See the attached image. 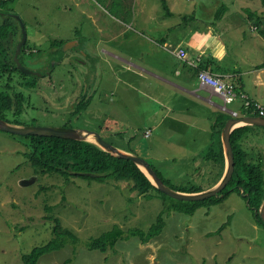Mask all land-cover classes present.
Segmentation results:
<instances>
[{
  "label": "rangeland",
  "instance_id": "obj_1",
  "mask_svg": "<svg viewBox=\"0 0 264 264\" xmlns=\"http://www.w3.org/2000/svg\"><path fill=\"white\" fill-rule=\"evenodd\" d=\"M136 1L142 5L139 16L148 19L132 25L139 34L128 33L133 39L131 51L129 37L115 39L113 31L117 24L110 13L105 14L107 12L102 10L110 5L107 1L15 0L5 2V7L0 6V10L10 12L13 23L19 28L20 18L27 34L24 46L34 48L30 49V54L19 58L22 66L34 72L40 71L37 65L44 64L46 70L52 69L51 76L48 75L50 78H41L36 89L24 91L28 96V103L27 100L24 103L29 107L16 118L8 113L7 119H16L19 126L68 125L94 131L124 151L132 149V153L149 162L175 189H206L213 180L206 172L203 173L204 161H193L195 154L191 152V145L177 144L186 135V130H174L165 123L168 127L159 129L157 136L153 133L152 137L144 138L146 119L143 117L153 111L150 101L148 105L144 102L146 99L143 101L141 98L143 103H139L136 93L125 94L124 97L130 96V114L136 116L128 115L127 101H124L117 110L124 118L114 122L98 111L99 105L104 112L110 111L108 90L111 81L107 75L112 73L111 64L117 59L108 53H129L133 57L141 51H148L151 53L146 54L145 62H151L149 60L156 59L155 50L151 49L148 41L143 43L145 38L141 35L155 41L173 32L184 40L170 39L169 51L183 45L190 56L197 55L206 36L218 27L220 30L228 28L230 23L223 21L235 14L253 12L260 15L264 28V6L260 0H165L173 12L165 18L163 0ZM222 5L225 11L220 12L218 26L212 27L209 22L215 20V13ZM88 11L93 16L96 14V19L90 18ZM195 16L200 18L198 22L193 20ZM190 17L194 21L191 25L182 19ZM101 26L102 30H99ZM189 26L196 33L188 34ZM230 35L220 34L221 42L234 41ZM58 41L80 44L79 49L75 47L64 55V58L69 57V62L58 61L63 54L61 48L53 45ZM90 45L96 47L95 50L90 49ZM166 60L167 64L173 65L172 57ZM156 62L154 65L158 66ZM154 65L148 66L152 69ZM99 68L105 77L96 83L95 71ZM115 79L116 76H112L113 83ZM134 81L144 82L141 77ZM3 84L4 81L0 80V87ZM153 84L157 85L158 80H153ZM80 95L86 97L88 107L72 116L73 105L85 100H80ZM158 97L156 99L160 102L165 100L160 95ZM71 105L72 109H69ZM142 107L143 110L136 109ZM156 107L160 106L157 104ZM129 121H134V131L128 127ZM171 121L174 122L173 119ZM255 129L259 134L249 132L242 146L250 157H257L262 152L264 158V128L256 126ZM160 131L167 133L166 138L173 133L167 145L162 144L165 137L159 134ZM213 148L216 150L217 144ZM28 151L27 138L0 131V264H24L22 255L46 244L53 237L54 218H58L61 227L70 230L78 240L76 244L68 243L60 250L45 253L38 264H264V225L258 212L264 199L257 209L250 206L251 210L248 201L233 192L220 203L200 207L189 214L186 211L192 207L191 202L163 197L157 191L149 197L140 196L129 191L131 184L127 182L36 173L25 157ZM196 162L202 164L200 169ZM208 180L211 183L207 184ZM21 181H29L30 184L23 186ZM254 213L260 222L257 223ZM159 214L164 218L163 229L147 243L138 236H130L119 239L105 252L91 250L87 246L91 239L98 238L115 225L124 231L123 236H128L129 230H147Z\"/></svg>",
  "mask_w": 264,
  "mask_h": 264
},
{
  "label": "crops",
  "instance_id": "obj_2",
  "mask_svg": "<svg viewBox=\"0 0 264 264\" xmlns=\"http://www.w3.org/2000/svg\"><path fill=\"white\" fill-rule=\"evenodd\" d=\"M111 1L107 0L110 4ZM124 4L126 12L121 13L120 17L114 16L108 11L110 5L102 8V10L107 12H104L105 14H111L112 19L117 24V29L113 31V33L115 32V39L128 38V33L139 34L136 33V29L132 25L144 23L148 19L146 16H139L141 13L139 9L142 5H139L136 0L131 3L124 2ZM166 5L170 13L168 15L165 14V18H168L167 16L173 15V12L170 9V3L166 1ZM126 6L128 7L126 8ZM126 14L129 15L128 17L131 18V21L128 18H123ZM243 14H245L244 17H239L240 15L243 16ZM252 14L253 12L239 13L232 16L231 19L226 18L223 22L230 23L228 28L220 30L218 27L215 29L216 31H211L210 35L206 36V40L204 39V43L198 48L199 53L197 55L190 56L189 50L185 46H179L178 48L185 49L187 56H189L188 59L186 58V61H181L175 56L176 50L169 51L168 49L170 47V39L184 40V37H177L173 35V32H170L167 36H160L155 41L148 36L141 35L145 38L143 43L148 41L151 49L155 50L154 57L156 59L149 60L151 62H145L146 54L151 53L148 51H141L133 57L129 56V53L125 55L108 53L117 59V62H112L111 64L112 73L107 75L111 81L108 90L111 95V100L108 102L110 104V111L104 112L101 105L97 106L98 111L112 122L116 119L117 121L123 120L124 115L117 112V110L120 109L122 102L127 101L128 115L135 117L136 114H130V96L124 97L125 94L136 93L135 95L138 96L137 102L139 103L142 100L144 101L143 98H145L146 101L144 102L149 105L150 101L153 111L151 115L149 113L146 118L143 117V120L146 119L143 125L145 127L143 131L144 138L148 139L152 137L153 133H156L157 136L159 129L168 127L165 123H168L171 129L176 130V128H179L181 132L186 130V135L177 144L191 145V152L195 154L193 161L195 159L202 163L204 161L203 173L206 172L207 175L214 179L225 168V152L221 142V131L224 125L221 128L220 121L224 120L226 122L232 116L228 111L223 110L224 102L222 98L212 88L197 80L196 71L202 62L208 61L209 67L202 70H207L211 74L221 76L225 81L235 85V88L242 92L249 100L258 102L264 108V28L262 27L263 22L260 19L261 16H256L255 13V15ZM88 16L94 19L97 17L96 14L93 16L90 11H88ZM182 19L187 21L189 25L194 21L198 22L200 20L196 16L193 19L194 21H191L192 17ZM217 22L219 21H210L209 24L215 27L218 26ZM140 25L144 28L143 24ZM99 30H102V26ZM193 31L196 33L195 29L189 26L188 34H191ZM220 34H231L230 37H233L234 41L231 39L228 43L221 42ZM129 39H131L129 43L131 51L133 39L130 37ZM89 47L93 50L96 48L91 45ZM169 56L172 57V66L167 64L169 62L166 58ZM155 61H158L156 62L158 66L154 65ZM192 64H198L197 68H194ZM148 65H154L155 67L151 69ZM100 70L101 68L95 71L96 83L98 79L99 81H103L105 77ZM135 74L136 76H134ZM112 76H116L115 83L112 82ZM139 77L144 81L141 84L134 81ZM155 79L158 80L157 85L153 84V80ZM97 90L96 94H98ZM159 95L160 98H165V100H161V102L157 100L156 97L159 99ZM157 104L160 106L159 108L156 107ZM136 109L140 111L143 110V107ZM227 110H235L238 116H253L245 114L239 100L228 105ZM255 115H257L256 112ZM133 122H128V127L131 131L135 129ZM255 127L250 126L247 135L253 131L259 134L258 129H255ZM147 132L148 136L146 135ZM159 134L165 137V139H162V144L165 145H167L173 135L171 133L166 138L167 133L160 131ZM212 142H215V144L212 145ZM216 144L217 148L215 151L217 153L222 152L223 168L215 160H207L205 158L208 148L210 146L213 148ZM135 145L136 147L138 146L137 144ZM126 151H132V149H126ZM259 153L261 154L260 159L264 163L263 153ZM250 158L255 157L251 156ZM201 165L198 164L196 167L200 169ZM211 168L214 170V175L210 172ZM206 179L208 178L206 177Z\"/></svg>",
  "mask_w": 264,
  "mask_h": 264
},
{
  "label": "trees",
  "instance_id": "obj_3",
  "mask_svg": "<svg viewBox=\"0 0 264 264\" xmlns=\"http://www.w3.org/2000/svg\"><path fill=\"white\" fill-rule=\"evenodd\" d=\"M14 1L15 0H0V6L3 5V7H5V2ZM105 1L107 0H101L102 3ZM124 1L125 0H112L108 11L112 15L120 17L121 13L126 12V10H124ZM260 1L264 6V0ZM162 5L165 9V14L168 15L170 12L165 0L162 1ZM221 11H225L224 5L217 9L214 22L220 19ZM9 13V11L5 12V10H0V80L4 81V84L0 87V118L7 122L20 125L16 119L14 121L7 119V114L11 113V115L16 118L22 114L27 106L29 107V105L25 106L24 103L26 100L28 103V96L24 91L36 89L39 86V80L41 78L25 75L16 68L13 58L14 48L17 42L15 38L20 35V28L13 23L12 15ZM252 15L255 14L253 13ZM128 16L129 15L126 14L123 18H128L130 20ZM63 43L64 41H58L56 44L53 43V45L60 48ZM24 51L25 48L23 49V52ZM208 65V61L202 62L198 70L207 69L209 67ZM234 87L236 86L234 85ZM83 99L86 101L81 100L74 105L73 111L71 112L72 116L79 114L81 110L88 107L87 99ZM250 103V107L243 108V110L247 115H255L252 106L254 102L251 101ZM224 122V120L220 121L221 128L225 124ZM64 126L67 127L68 125ZM247 132L248 126L246 125L235 128L231 133L230 142L234 154V172L229 184L221 192L222 196L211 197L204 201L191 202L193 205L186 211L187 213L192 214L200 207H209L218 204L233 192H237L239 195L241 194L243 198L248 201L249 208L250 206L256 209L259 207L264 199V164L260 159V153L257 157L250 158L249 153L243 148L242 142L244 138L247 137ZM24 138H27V146L29 147V151L25 154V157L29 164L35 169L36 173H56L67 177L93 178L98 181H105L112 178L116 181L130 183L129 191L135 192L140 196L149 197L153 191H157L163 197L166 196L155 188L147 175L133 162L117 158L100 149L95 144L58 137L28 135ZM129 152L132 153V151ZM205 158L207 160H215L216 163H219L220 167L223 168L221 151L217 153L215 149L210 146L205 154ZM222 172H219L214 179L212 178L213 183L209 180L207 184H211L207 187L216 184ZM156 173L164 183L175 189L164 180L157 171ZM211 173L214 175V170H212ZM202 189L201 187H191L189 190H175L193 193L201 191ZM54 219L56 224L52 228L53 237L46 244L34 247L29 253L22 255L21 259L24 264H38L39 259L45 253L60 250L68 243L76 244L78 240L77 237L70 230L62 228L58 218ZM163 226L164 218L162 214L157 216L155 222L152 223L147 230H129L128 236H123L124 231L119 226L115 225L110 231L103 233L98 238L91 239L87 246L91 250L105 252L108 247H113L119 239H128L130 236H138L143 243H147L161 233Z\"/></svg>",
  "mask_w": 264,
  "mask_h": 264
},
{
  "label": "water",
  "instance_id": "obj_4",
  "mask_svg": "<svg viewBox=\"0 0 264 264\" xmlns=\"http://www.w3.org/2000/svg\"><path fill=\"white\" fill-rule=\"evenodd\" d=\"M17 17V16H16ZM19 19L20 27H21V40L17 43L14 52V59L17 63L16 68L25 75L30 76H41L44 74L45 70L40 71H31L22 66L19 62L18 57L21 54V49L26 43L27 34L25 30V26L23 22ZM75 46V42L72 44L66 43L63 45V50L66 48H71ZM238 125H251V126H261L264 127V117L262 116H238L237 118H232L227 120L224 124V127L221 131V142L225 152V168L223 174L219 181L214 184V186L198 191L193 193H186L177 191L166 183L157 175L154 168L143 158L139 157L136 154L125 152L116 146L106 142L103 140L98 133L81 128H73V127H41V126H19L10 122H7L4 119L0 118V131L17 135V136H44V137H58L62 139H69L81 142H89L94 143L102 150L110 153L111 155L121 158L130 160L133 162L137 167H139L150 179L151 183L158 189L161 193L166 195L167 197L185 201V202H198L204 201L211 197H221V192L226 188L229 184L233 172H234V154L232 145L230 142V136L235 127ZM21 185H28L30 184L29 181H21ZM260 215V221L264 225V201L261 203L260 208L258 210Z\"/></svg>",
  "mask_w": 264,
  "mask_h": 264
},
{
  "label": "bare ground",
  "instance_id": "obj_5",
  "mask_svg": "<svg viewBox=\"0 0 264 264\" xmlns=\"http://www.w3.org/2000/svg\"><path fill=\"white\" fill-rule=\"evenodd\" d=\"M20 30H21V28H20ZM21 40V32H20V38H19V40H18V42ZM17 42V43H18ZM17 43H16V45H17ZM16 45H15V47H16ZM14 52H15V50H14ZM191 65V64H190ZM193 65V67L194 68H197V65L198 64H196V65H194V64H192ZM16 66H17V63H16ZM40 70H45L44 71V74H46L47 73V70L44 68V69H40ZM199 71H200V73H202V72H206V73H208L214 80H217L222 86H223V88L224 89H228V90H230L228 93H227V97H229V98H231V103H229V104H225L224 103V105H223V110H225V111H228L230 114H231V116H232V118H237L238 117V113L235 111V110H233V111H229V110H227V106L228 105H230V104H233L234 102H236L237 100H239L240 102H241V104H242V107L243 108H248V107H250V105H251V101L252 100H249L242 92H240V91H238L235 87H234V85L232 84V83H229V82H227V81H225L221 76H218V75H214V74H211L209 71H207V70H202V69H199L198 70V72H197V80L198 81H200L201 83H203V84H205L204 82H202V80H201V78L198 76V73H199ZM43 74V75H44ZM43 75H41V76H43ZM28 76H30V75H28ZM41 76H36V77H41ZM31 77H34V76H31ZM205 85H207V84H205ZM207 86H209L210 88H212L213 90H214V88L212 87V86H210V85H207ZM226 97V98H227ZM223 100V99H222ZM224 102V101H223ZM254 102V104L252 105L253 106V109H254V111L257 113V115L256 116H262V117H264V114L263 115H260V113H259V109H258V107L259 108H261L262 110H263V112H264V108L258 103V102H256V101H253ZM246 104H248V105H246ZM256 106H258V107H256ZM232 118H230V119H232ZM230 119H228V120H230ZM241 126H246V125H238L237 127H235V128H238V127H241ZM258 127H261V126H258ZM234 128V129H235ZM262 128H264V127H262ZM233 129V130H234ZM104 140V139H103ZM107 142V141H106ZM92 144H94V143H92ZM111 144V143H110ZM113 145V144H112ZM97 146V145H96ZM117 147V146H116ZM118 148V147H117ZM101 149V148H100ZM120 149V148H119ZM122 150V149H121ZM124 151V150H123ZM125 152H127V151H125ZM130 153V152H129ZM145 160V159H144ZM139 168V167H138ZM140 169V168H139ZM141 170V169H140ZM142 171V170H141ZM143 172V171H142Z\"/></svg>",
  "mask_w": 264,
  "mask_h": 264
},
{
  "label": "built area",
  "instance_id": "obj_6",
  "mask_svg": "<svg viewBox=\"0 0 264 264\" xmlns=\"http://www.w3.org/2000/svg\"><path fill=\"white\" fill-rule=\"evenodd\" d=\"M176 57L181 60V61H186V58H187V53L185 51V49L183 48H177L176 50ZM198 76L201 78L202 82H204L205 84L207 85H210L214 88V91L223 99L224 103L225 104H229L231 103V98L227 97V93L230 91L228 89H224L223 86L217 81V80H214L208 73L206 72H202L198 73ZM227 97V98H226ZM248 105V104H246ZM258 107V106H256ZM259 113L260 115H263L264 112L261 108H259ZM146 135L148 136V132L146 133Z\"/></svg>",
  "mask_w": 264,
  "mask_h": 264
},
{
  "label": "flooded vegetation",
  "instance_id": "obj_7",
  "mask_svg": "<svg viewBox=\"0 0 264 264\" xmlns=\"http://www.w3.org/2000/svg\"><path fill=\"white\" fill-rule=\"evenodd\" d=\"M19 38H20V36H19ZM19 40V39H18ZM18 40H17V42H18ZM16 41V40H15ZM16 42V43H17ZM64 43H66L65 41H64ZM64 43L62 44V46L60 47L61 48V50H62V52H63V54L60 56V58H58V61L61 63V62H63L64 60L66 61V62H69V57H65L64 58V55L65 54H68L70 51H72L75 47L77 48V49H79V45H78V42L76 43L75 42V46H73V47H71V48H66V50H63V45H64ZM68 43V42H67ZM25 45H26V43H25ZM25 48V51L23 52V49ZM30 49L32 50H34V48H27L26 46H23L22 47V49H21V54H20V56L18 57V60H19V62H20V57H22V55H27V54H30ZM51 49H53V48H51ZM14 50H15V48H14ZM29 50V51H28ZM27 51H28V53H27ZM62 57V58H61ZM47 61V60H46ZM15 64H16V62H15ZM35 64L37 65V63L35 62ZM37 67H39L40 69H44V64L42 65V66H39V65H37ZM52 68H54V67H52ZM52 73V69L50 68V69H48L47 70V73L46 74H44L43 76H41L40 78H45V76L47 77L48 75H50ZM51 76V75H50ZM50 76H48L49 78H50ZM82 95H80L79 97H81ZM84 97H81V98H79L80 100L81 99H83ZM86 98V97H85ZM79 99H77V101L79 100ZM69 104V103H68ZM73 107H74V105H73ZM69 109H72V105L71 106H69ZM25 110V109H24ZM76 115H78V114H75L74 116H76ZM78 117V116H77ZM254 215H255V218H256V221H257V223L258 222H260L259 221V217H257L258 215H256L255 213H254Z\"/></svg>",
  "mask_w": 264,
  "mask_h": 264
}]
</instances>
